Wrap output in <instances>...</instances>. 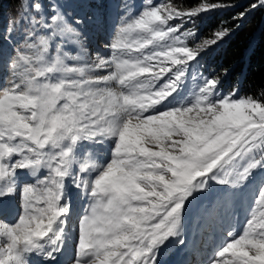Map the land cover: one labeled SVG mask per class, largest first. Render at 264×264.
<instances>
[{
  "label": "snow or ice",
  "instance_id": "snow-or-ice-1",
  "mask_svg": "<svg viewBox=\"0 0 264 264\" xmlns=\"http://www.w3.org/2000/svg\"><path fill=\"white\" fill-rule=\"evenodd\" d=\"M114 2L107 55L62 0H21L0 36L20 33L10 52L0 44V264H55L69 244L68 264H190L193 211L220 233L200 264H264V93L222 91L227 68L196 71L239 27L197 40V18L236 5ZM233 204L240 233L219 215Z\"/></svg>",
  "mask_w": 264,
  "mask_h": 264
},
{
  "label": "trees",
  "instance_id": "trees-1",
  "mask_svg": "<svg viewBox=\"0 0 264 264\" xmlns=\"http://www.w3.org/2000/svg\"><path fill=\"white\" fill-rule=\"evenodd\" d=\"M180 9L193 8L202 0H167ZM215 2V0H214ZM223 3L235 4L230 10L206 14L197 23L200 33L210 37L214 28L221 25L234 28L219 46L206 52L204 71L209 78L230 69L227 77H222V90L230 91L233 85L239 87V94L261 97L264 93V8L249 10L243 19H233L248 5L257 0H221ZM21 9V0H0V28L17 19ZM209 29V30H208ZM208 30V31H207ZM1 35V34H0Z\"/></svg>",
  "mask_w": 264,
  "mask_h": 264
},
{
  "label": "rangeland",
  "instance_id": "rangeland-1",
  "mask_svg": "<svg viewBox=\"0 0 264 264\" xmlns=\"http://www.w3.org/2000/svg\"><path fill=\"white\" fill-rule=\"evenodd\" d=\"M26 2V0H25ZM63 3H65L66 5V10L69 13L70 16H74L76 18H82L81 16L83 14H86L88 16V19H86L87 21L91 20L94 18V14L98 13H102L103 17H105V19L103 20H97L98 23H100L101 21V26H103L104 30H103V34L102 32L98 33L97 31L95 32V25H93V28H89V26H87L86 22L84 25H86L88 27V29H84L86 30L84 33L85 36V46L89 49V51L91 53H95L97 51L101 52L104 55H107V50L105 48L106 43L110 40L111 38V34L113 31V25L116 21V17H117V9H116V5L114 0H62ZM135 2L137 3V5H139L140 3H147V0H135ZM154 3H169L167 0H153ZM173 7L177 8L178 10H181L180 8L176 7L175 5L171 4ZM199 6V5H197ZM195 6V7H197ZM191 8L188 9H182V10H190ZM229 10L231 8H228ZM247 8H244V10L242 12H244ZM110 11V12H109ZM225 10H220V12H223ZM82 13V14H81ZM109 13H110V17H109ZM249 14V11L246 12L245 16H247ZM115 17V20L113 23L110 22V18ZM244 16V17H245ZM206 17V15L204 16ZM203 17V18H204ZM203 18H197V23L200 22L201 19ZM95 20V19H94ZM103 20V22H102ZM172 23H178V21H173ZM9 25H5L2 26L0 28V36H4L5 34V29L8 27ZM100 26L98 25V28ZM191 27V26H189ZM216 29V28H214ZM213 29V30H214ZM197 40H199L200 38H208L209 36L207 35H203L202 33L199 32V30L197 29ZM209 30V29H208ZM207 30V31H208ZM20 39V33L19 31H17L13 38L8 39L6 42H4L3 40H0V44H2L3 49L5 52H10L11 51V47ZM193 42H189V46H192ZM214 47V46H213ZM212 47V48H213ZM212 48H210L209 50H211ZM72 54H76L75 52H73ZM205 57H207L206 52L201 53V56L198 57V60L200 61V64L202 67H199L198 69H196V71L198 72H202L201 69H203V60L205 61ZM195 63V62H193ZM204 75V74H203ZM205 76V75H204ZM193 87L195 86L194 84L192 85ZM223 91V90H222ZM239 94V93H238ZM239 95H243V94H239ZM18 204V197L17 196H13L8 198L5 201V207L6 210L9 213V217H13L15 215V208ZM81 208V202L80 200L75 196V194H72V214L69 217L68 220V227L69 228H73L76 224V220H77V216L78 213L80 211ZM236 205H224L221 209H219V215L221 217H223L225 219V221H230V225L233 226L235 228V231L237 233H240L241 228L243 227V221L245 218V213L243 211L240 210H236L235 212V218L233 219L231 217V210L235 209ZM236 217L240 218V221L237 223V225H234V221L236 219ZM204 225V226H203ZM188 228L192 229V231H196V235L193 237V242L191 243V246H193V244H195L193 247H191L192 252H190L188 255H186L187 260L190 262V264H200L201 261H204L208 258V256L211 254V250L212 248L216 245V243L219 241L216 238V235H219V232H216V235H212L213 229H210L206 226V223L204 220L200 219L199 214L196 211H193L190 216L187 219V225ZM227 226V224H226ZM201 231V233H200ZM203 232H207V233H203ZM199 236V237H198ZM71 244H69L68 246V250L66 252H64L61 255H64L65 260L69 261L70 257H71ZM167 259L170 260L171 264H175V262L172 261H180L185 259V254H181V256H175V255H170L169 257H166ZM193 261V262H191ZM177 264V263H176Z\"/></svg>",
  "mask_w": 264,
  "mask_h": 264
},
{
  "label": "bare ground",
  "instance_id": "bare-ground-1",
  "mask_svg": "<svg viewBox=\"0 0 264 264\" xmlns=\"http://www.w3.org/2000/svg\"><path fill=\"white\" fill-rule=\"evenodd\" d=\"M58 259H61L59 255L57 256V260H58Z\"/></svg>",
  "mask_w": 264,
  "mask_h": 264
}]
</instances>
